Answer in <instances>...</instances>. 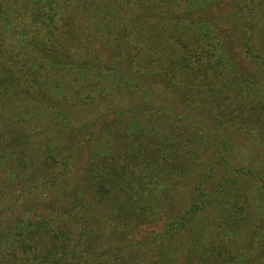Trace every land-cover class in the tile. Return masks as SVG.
Wrapping results in <instances>:
<instances>
[{"label":"trees","instance_id":"16d2710c","mask_svg":"<svg viewBox=\"0 0 264 264\" xmlns=\"http://www.w3.org/2000/svg\"><path fill=\"white\" fill-rule=\"evenodd\" d=\"M2 29L0 264H264V0H0Z\"/></svg>","mask_w":264,"mask_h":264},{"label":"rangeland","instance_id":"374dc122","mask_svg":"<svg viewBox=\"0 0 264 264\" xmlns=\"http://www.w3.org/2000/svg\"><path fill=\"white\" fill-rule=\"evenodd\" d=\"M3 30V29H2ZM3 33L4 35H0L1 38H5V39H0V58L3 57V56H8L10 57L12 55V52H11V44H12V41H11V36L9 33L5 32L3 30ZM2 40H5L4 42H2ZM1 60V59H0ZM1 111V109H0ZM236 153H245V150L242 149V148H238L236 149L235 151ZM247 158V157H246ZM243 163L245 164V162H247L246 160L247 159H242ZM183 195H178L177 197L173 198L174 201H177V202H182L183 201ZM158 227H152V226H144L141 228V232L145 235V236H148V237H151L153 236L156 232H158ZM178 249L176 248H171L169 253H170V264H178V261H179V258L177 256L178 254Z\"/></svg>","mask_w":264,"mask_h":264}]
</instances>
